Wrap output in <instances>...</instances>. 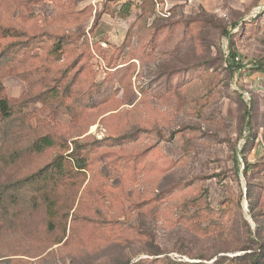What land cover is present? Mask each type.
<instances>
[{
  "label": "rangeland",
  "instance_id": "374dc122",
  "mask_svg": "<svg viewBox=\"0 0 264 264\" xmlns=\"http://www.w3.org/2000/svg\"><path fill=\"white\" fill-rule=\"evenodd\" d=\"M1 99L0 264H264V0H0Z\"/></svg>",
  "mask_w": 264,
  "mask_h": 264
},
{
  "label": "trees",
  "instance_id": "16d2710c",
  "mask_svg": "<svg viewBox=\"0 0 264 264\" xmlns=\"http://www.w3.org/2000/svg\"><path fill=\"white\" fill-rule=\"evenodd\" d=\"M61 50H62V45L57 44V45H55V47L53 48V50L51 52L53 54H59ZM232 62H233L232 65L237 64L236 62H234V60ZM9 110H10V108H9L8 100L7 99H1L0 100V113H1V115L5 118L9 117V114H10ZM52 144H53L52 141L46 137L43 140H41V144L39 143V145H37V148L40 149L41 147L43 148V146L49 147ZM246 250H251V249H246ZM261 257H262V255H257L253 260V264H262Z\"/></svg>",
  "mask_w": 264,
  "mask_h": 264
},
{
  "label": "built area",
  "instance_id": "2783aa9c",
  "mask_svg": "<svg viewBox=\"0 0 264 264\" xmlns=\"http://www.w3.org/2000/svg\"><path fill=\"white\" fill-rule=\"evenodd\" d=\"M233 60H234V62H236V63H237V62H239V61H240V58H239V56H236V57H234V59H233Z\"/></svg>",
  "mask_w": 264,
  "mask_h": 264
}]
</instances>
